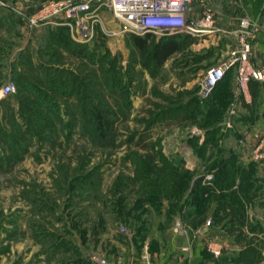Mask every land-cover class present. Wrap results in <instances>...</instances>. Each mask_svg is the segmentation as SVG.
Returning <instances> with one entry per match:
<instances>
[{
    "label": "rangeland",
    "instance_id": "374dc122",
    "mask_svg": "<svg viewBox=\"0 0 264 264\" xmlns=\"http://www.w3.org/2000/svg\"><path fill=\"white\" fill-rule=\"evenodd\" d=\"M50 1L0 0V264H146L153 253L160 264H264L261 100L230 110L243 100L218 101L224 86L197 96L228 35L203 49L188 40L146 67L105 7L86 34L68 29L63 40L61 19L29 25ZM232 4L264 28V0Z\"/></svg>",
    "mask_w": 264,
    "mask_h": 264
},
{
    "label": "built area",
    "instance_id": "2783aa9c",
    "mask_svg": "<svg viewBox=\"0 0 264 264\" xmlns=\"http://www.w3.org/2000/svg\"><path fill=\"white\" fill-rule=\"evenodd\" d=\"M0 7L7 9L8 6L0 3ZM103 7L114 19L124 24L126 32L137 36L153 34L195 38L210 34L228 35L230 42L223 57L204 71L197 91L201 100L211 97L228 72H233L232 93L235 98L246 100L251 83H264V61L255 60L253 49L259 28L254 24L250 11L244 8L239 9L234 27L223 31L216 26L214 10L201 0H53L45 3L28 20V24L43 25L52 18H58L61 22L55 23V26L66 27L83 35L89 31V24L97 22ZM13 88L11 84L3 86V95L8 96ZM230 110H236L235 105H231ZM121 231L125 232V229L121 228ZM206 250L218 258L223 248L217 241L210 240L206 243ZM96 261L98 264H115L105 256H98Z\"/></svg>",
    "mask_w": 264,
    "mask_h": 264
},
{
    "label": "trees",
    "instance_id": "16d2710c",
    "mask_svg": "<svg viewBox=\"0 0 264 264\" xmlns=\"http://www.w3.org/2000/svg\"><path fill=\"white\" fill-rule=\"evenodd\" d=\"M255 3L260 4L262 0H253ZM68 28L66 27H59L56 28L57 34H55V37H59L60 40H63L59 32L61 31H67ZM55 31V32H56ZM133 43L134 45L140 50L146 59V67H152V68H160L164 62L173 54L179 51L181 48L182 44H186L188 40H192L193 38L189 36H182V35H172V36H167V37H162L159 41L153 43L151 46L147 44V37H151L152 34H146L144 36H137L133 35ZM146 38H142L145 37ZM55 70V69H54ZM231 74V72H228L224 79L216 86L215 90L221 86L225 87L226 92V97L230 96V87L227 84H223V81L225 78H227ZM21 87H23L26 90H32L34 89L33 86H30V84L27 81H19V84ZM250 94L251 97L254 98L256 96V91L258 89L257 84L251 83L250 86ZM88 89V86H87ZM11 98V97H10ZM8 98V99H10ZM226 98L224 97L223 99L220 100H225ZM41 105L46 108L47 110H50V101L47 99H41ZM38 104V107L41 106ZM42 106L40 108H42ZM30 112V114H34V110H27ZM90 117L95 121V122H100L103 123L105 121V117L103 116V113L100 110H91L89 112ZM177 176V174H175ZM174 183L176 184V187L182 191L183 186L185 185L187 181V177L184 175H178V177H173ZM234 258H231L229 262L233 261Z\"/></svg>",
    "mask_w": 264,
    "mask_h": 264
},
{
    "label": "crops",
    "instance_id": "0c3cea01",
    "mask_svg": "<svg viewBox=\"0 0 264 264\" xmlns=\"http://www.w3.org/2000/svg\"><path fill=\"white\" fill-rule=\"evenodd\" d=\"M201 1L203 4L210 6L214 10V12L216 13V16H217L216 26H217V28H219L223 31L224 30L227 31V30H230L234 27L235 19L237 18V13L234 12V6L232 3L238 2V0H201ZM245 2H250V0H245ZM230 4H232V5H230ZM222 5H224L225 7H223ZM240 5H239V7H240ZM241 7H242V5H241ZM216 36L219 38L220 37L225 38L223 36V34H210V35L202 36L203 38L195 37V38H193L192 42H194L193 43L194 46L197 45L198 47L203 49L205 47H208L209 45H213L214 40H216V38H217ZM214 44H216V43H214ZM253 49H254V55L256 58L255 60H258L260 62L264 61V28L259 30L258 36L253 43ZM223 84L229 85L230 92H231L230 95H233V93H232V89L234 87L233 72H231V74H229V76L227 78H225V80L223 81ZM224 97L227 98L226 92L220 93L218 95L217 100L220 101V99H223ZM232 99L234 100V96L232 97ZM257 99L261 100L260 101V108L262 110H264V92H260L257 90L256 96L254 98H252L251 94H250V89H249V96L246 98V100H243V101L237 103L236 110H246V109L248 110L249 107L251 106V103H253V104L256 103ZM152 256H154V257L151 260L149 258L150 256L148 254H146V264H152V262H153V264H160V263H158L159 259H157L156 253L155 254L153 253ZM178 259H179V263L181 264L182 260L180 258H178ZM179 263H176V264H179ZM172 264H174V263H172ZM193 264H212V263H210L209 261H204V260L200 259L199 261L195 260V262Z\"/></svg>",
    "mask_w": 264,
    "mask_h": 264
}]
</instances>
